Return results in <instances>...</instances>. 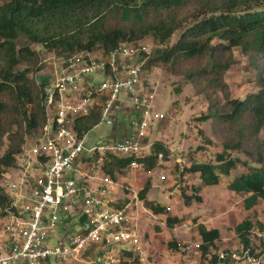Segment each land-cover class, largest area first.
Returning a JSON list of instances; mask_svg holds the SVG:
<instances>
[{"label":"trees","instance_id":"trees-1","mask_svg":"<svg viewBox=\"0 0 264 264\" xmlns=\"http://www.w3.org/2000/svg\"><path fill=\"white\" fill-rule=\"evenodd\" d=\"M175 32L178 38L171 43ZM149 37L156 47L148 54L145 69L156 67L180 78L194 88L206 102L197 122L210 121L222 151L213 162L193 161L181 173L197 175L198 188L184 199L201 202L199 188L218 185L238 167L232 152L242 151L252 162L243 173L233 176L228 189L245 194L243 208L252 209L264 202V144L254 138L264 126V0H8L0 2V144L7 145L0 156V177L14 169L15 157L30 134L34 138L45 123L44 99L50 87L47 79L37 83L28 65L37 54L17 42L21 38L42 45L58 59L73 53L109 52L120 43L138 42ZM238 48L248 59V81L256 92L243 99L233 98L225 74L231 67L232 50ZM28 64L20 69L19 66ZM178 91V90H177ZM92 110L88 117L75 120L79 132H88L98 123ZM29 137V136H27ZM169 155L155 142L147 157L138 160L146 172L157 166V155ZM128 157H109L104 173L123 176ZM150 185L145 184L139 199L154 214L164 209L145 201ZM197 193V195H195ZM15 213L10 197L0 182V214ZM180 218L167 216L172 227ZM264 221V220H263ZM84 218L71 228L82 224ZM262 221L257 224L261 226ZM245 219L234 228L243 247H251V230L257 226ZM201 257L215 249L218 229L198 225ZM177 248L174 242L168 243ZM124 258H129L127 253ZM122 260L119 264H125ZM88 264H99L94 261ZM200 264H203L201 261Z\"/></svg>","mask_w":264,"mask_h":264},{"label":"built area","instance_id":"built-area-1","mask_svg":"<svg viewBox=\"0 0 264 264\" xmlns=\"http://www.w3.org/2000/svg\"><path fill=\"white\" fill-rule=\"evenodd\" d=\"M148 54L144 47L123 42L106 53L67 55L53 66L45 123L34 138L24 139L15 157V177L3 184L15 213L3 217L0 264H88L94 261L84 254L94 245L99 246V264H119L130 257L136 259L133 264H150V246L137 225L142 204L133 173L143 167L138 160L147 157L154 143L145 152L154 122L166 117L154 112L155 91L145 75ZM94 75L102 79L95 82ZM92 110L112 130L110 137L87 148V132H79L75 120ZM111 156L131 158L126 175L104 173ZM173 161L180 169L187 166L180 157ZM159 179L166 181L163 174ZM118 190L126 194L122 204ZM82 217V224L70 228ZM250 241L251 247L238 240L211 252L203 264H264V223L251 230ZM200 245L187 244L185 250L201 257Z\"/></svg>","mask_w":264,"mask_h":264},{"label":"rangeland","instance_id":"rangeland-1","mask_svg":"<svg viewBox=\"0 0 264 264\" xmlns=\"http://www.w3.org/2000/svg\"><path fill=\"white\" fill-rule=\"evenodd\" d=\"M5 1L8 0H0L1 3ZM179 34L180 32L174 33L171 43L178 38ZM17 44H23L37 54L35 63L32 65L26 63L20 65L19 68L23 69L28 65L31 73H33L32 78H35L37 83H40L41 77L49 82L52 78L53 66H58L61 59L54 55V51L47 50L42 45L30 43L25 38H21ZM137 45L144 47L149 53L156 47V44L149 37L141 39ZM247 63V57L238 48H234L232 50L231 67L225 74V81L230 87L233 98L243 99L248 92H256V88L249 83L247 78L251 72L247 67ZM145 75L148 85L155 91L154 112L162 113L166 118L160 123L154 122L147 136V146L145 145L144 150L148 152L149 145L160 139L159 142L168 149L169 155L163 158V161H158V165L151 171L146 172L142 167L134 172L136 176L133 173L134 179H137V175H140L138 176L140 184H137L138 193L145 184H149L150 189L146 193L147 200L152 201L156 206L161 205L159 207L164 209L163 214H158L155 218L150 219L149 216L153 215L152 212L145 207L144 201L140 202V204H143L144 209L148 211L147 214H144L143 206L139 207L138 213H143L141 215H144L143 221L145 222H143L142 228L140 226V232L149 243V246L153 242L155 246H159V250H156L155 253L156 261L162 264H200L204 260L203 257H200V254L185 250V245L200 242L197 233L198 225L219 229L220 239L216 242V248L211 250L212 253L230 248L238 241L234 231L238 223L248 219L257 225L259 221L264 220V202L258 201L252 209L245 210L243 199L246 195L234 194L228 189V184L233 176L243 173L246 170L245 164L252 162L248 155L242 151L231 153L233 157L239 159L238 167L232 171L231 176L222 177L218 185L209 186L205 189H202V186L199 188V190H203V192L201 190L203 193H201V202L184 199L185 196L194 195L193 190L198 188L199 180L197 175L187 174L186 172L181 173V170L184 171L191 160L213 162L216 154L222 151L221 141L213 134L210 121H196V117L205 111L206 102L202 96L195 94L191 85L181 83L180 78L156 67L145 70ZM93 78L95 82L102 79L98 75H94ZM121 121L126 126L127 120L121 118ZM111 130L110 125L101 121L98 122L87 132L84 146L90 148L102 139L110 137ZM27 136L30 137V134ZM254 140L264 144V126ZM6 145L5 140L0 144V156ZM176 157L185 159L187 166L182 169L177 165L175 166L173 160ZM253 165L257 164L253 163ZM0 169L3 168L0 167ZM5 171L3 176L0 177L2 184H5L6 180L11 181L15 177L13 169H6ZM160 174L166 177V181L158 180ZM73 177L76 178L75 175ZM117 194L120 197L123 194L124 197L125 191H118ZM145 216L146 220H144ZM167 216L179 217L180 220L172 227H168L165 222ZM136 217L139 221L141 216L137 214ZM3 220L4 218L0 214V231ZM170 242H174L177 248L169 247L168 243ZM148 259L153 264L151 256ZM135 262L136 259L132 260V257H130L125 264ZM49 264L65 263L52 260ZM66 264L72 263L68 262Z\"/></svg>","mask_w":264,"mask_h":264},{"label":"crops","instance_id":"crops-1","mask_svg":"<svg viewBox=\"0 0 264 264\" xmlns=\"http://www.w3.org/2000/svg\"><path fill=\"white\" fill-rule=\"evenodd\" d=\"M84 170H86V171H88V169H86V167H84ZM136 172V171H135ZM89 174L90 173H92L91 171H89L88 172ZM135 174V173H134ZM161 175V174H160ZM135 176H136V174H135ZM138 176H140V175H137V179L135 178V180H134V185L135 186H137L138 187V185L137 184H140V182H139V180H140V178H138ZM121 178V176H118V178ZM160 176L158 175V180L160 181ZM205 188H208V187H203L202 189H205ZM150 189V188H149ZM201 189V190H202ZM201 190H199L200 192H198V195L201 197L202 195H201V193L203 192V190H202V192H201ZM118 191H120L121 192V190H118ZM117 191V192H118ZM203 194V193H202ZM125 196H126V194H124V197H123V194H122V197H120V196H118L119 198H118V203L120 204H122L123 202H125L126 200H124L125 199ZM141 202H143V200H140ZM145 201H148V202H151L152 203V201H149V200H147V198H146V195H145ZM153 204H155V203H153ZM141 206H143V204L141 205ZM159 206H161V205H159ZM143 209H144V206L142 207ZM141 211H143V210H141ZM151 211V210H150ZM138 212H139V210H138ZM152 212V211H151ZM144 214H147L148 213V211L147 210H145L144 209V212H143ZM143 213H141L140 212V214L138 213V215H140L141 217L139 218V221L137 220V223H138V226H139V229H140V226H141V228L143 227V225H144V221H143V218H144V215H141V214H143ZM152 214L153 215H151V216H149V218L150 219H153V218H155L158 214H154L153 212H152ZM177 218H179V217H177ZM144 220H146V216H145V219ZM152 221V220H151ZM144 222V223H143ZM72 226V225H71ZM207 229H212V228H210V227H207V226H205ZM71 228V227H70ZM218 229L217 227H213V229ZM219 230V229H218ZM141 231H142V229H141ZM143 235V234H142ZM155 237H157V236H159L158 234H157V236L156 235H154ZM151 240H152V238H151ZM178 244V243H177ZM150 256H151V258L153 259V264H162V263H160V262H158V261H156V259H155V253H156V250H159V246H155V244H154V242L151 244L150 243ZM97 248H99V246L98 245H94L93 247H91L88 251H86L85 252V254H84V257L85 258H90V260L91 261H95V260H97V258L99 257V251H97ZM155 251V252H154ZM79 264H83V263H79ZM150 264H152V263H150Z\"/></svg>","mask_w":264,"mask_h":264},{"label":"clouds","instance_id":"clouds-1","mask_svg":"<svg viewBox=\"0 0 264 264\" xmlns=\"http://www.w3.org/2000/svg\"><path fill=\"white\" fill-rule=\"evenodd\" d=\"M63 59V58H62ZM263 223H264V221H262ZM255 227H258V225L257 226H255Z\"/></svg>","mask_w":264,"mask_h":264}]
</instances>
